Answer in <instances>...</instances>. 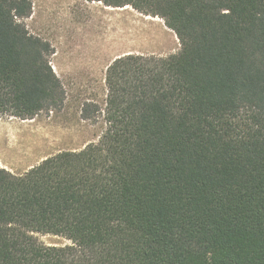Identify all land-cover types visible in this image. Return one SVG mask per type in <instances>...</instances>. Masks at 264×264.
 Returning a JSON list of instances; mask_svg holds the SVG:
<instances>
[{
    "label": "trees",
    "instance_id": "16d2710c",
    "mask_svg": "<svg viewBox=\"0 0 264 264\" xmlns=\"http://www.w3.org/2000/svg\"><path fill=\"white\" fill-rule=\"evenodd\" d=\"M87 1L160 18L180 49L107 65L80 110L97 142L0 167V264H264V0ZM31 11L0 0V116L66 100Z\"/></svg>",
    "mask_w": 264,
    "mask_h": 264
},
{
    "label": "rangeland",
    "instance_id": "374dc122",
    "mask_svg": "<svg viewBox=\"0 0 264 264\" xmlns=\"http://www.w3.org/2000/svg\"><path fill=\"white\" fill-rule=\"evenodd\" d=\"M30 2L31 15L24 23L31 34L51 44L50 64L66 100L60 110L41 112L28 120L0 116V167L14 175L25 173L46 157L97 142L103 131L101 118L82 120L80 110L89 99L103 102L105 69L116 57H167L180 49L163 20L130 7H106L87 0ZM37 238L47 246L69 244L58 236Z\"/></svg>",
    "mask_w": 264,
    "mask_h": 264
}]
</instances>
